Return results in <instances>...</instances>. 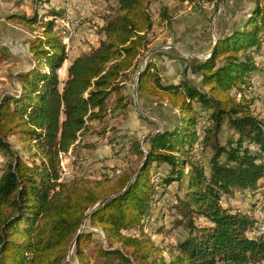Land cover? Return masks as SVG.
<instances>
[{"label":"trees","instance_id":"1","mask_svg":"<svg viewBox=\"0 0 264 264\" xmlns=\"http://www.w3.org/2000/svg\"><path fill=\"white\" fill-rule=\"evenodd\" d=\"M117 5L98 29L97 46L73 58L62 81L68 31L54 19L39 22L37 15L7 17L31 35L32 64L15 74L16 91L0 99V151L9 158L0 175V264H65L74 241L76 264L111 255L127 264H262L263 228L253 236L255 222L221 201L235 192L264 197V120L246 96L254 57L264 45V0H254L243 23L221 34L211 55L190 66L200 88L186 80L163 84L152 64L138 71L137 91L167 103L179 118L172 128L146 136L147 149L136 145L134 170L115 181L62 180L60 157L84 145L93 123L126 109L123 78L149 50L154 20L147 0ZM159 22H170L165 8ZM224 129L231 134L221 144ZM153 165L168 169L162 187L184 186L179 206L185 237L167 246L143 234L156 194ZM200 220L203 225L196 224ZM84 223L102 237L91 255L83 246L93 231L79 233ZM137 230L138 236L130 235Z\"/></svg>","mask_w":264,"mask_h":264},{"label":"rangeland","instance_id":"2","mask_svg":"<svg viewBox=\"0 0 264 264\" xmlns=\"http://www.w3.org/2000/svg\"><path fill=\"white\" fill-rule=\"evenodd\" d=\"M254 0H215L213 3H202L198 0L181 2L178 0H147V8L154 20L150 32L149 50L139 57L136 67L124 78L123 95L126 109L108 113L102 122H95L83 138V146L79 145L76 153L70 152L60 158L62 180L85 178L95 183L105 178L115 181L123 173H130L139 164L140 158L136 145L142 150L148 148L143 138L166 128H172L178 122L179 114L167 103L150 98L137 91V73L147 64L154 66L163 84L186 80L200 88V76L192 73L190 66L199 62L191 56H204L221 35L229 33L234 27L242 24L247 18ZM117 0H0V99L5 94H13L15 86L13 75L28 70L32 64L28 52V43L32 39L22 26L7 20L12 14L31 18L38 16L39 22L54 19L55 25L68 31L64 40L68 60L59 72L60 81L66 78L69 62L76 56L96 47L100 36L98 29L104 20L117 11ZM160 8L167 10L169 23L159 22ZM191 16L188 24H193L189 34L190 40L179 42L182 36L184 18ZM198 16V17H195ZM167 44H172L170 47ZM184 44V46H183ZM150 54V55H148ZM255 71L251 75L250 89L246 96L252 100V110L259 120H264V45L260 54L254 57ZM15 76V75H14ZM134 90L136 92H134ZM2 95V96H1ZM114 108L112 97L107 105ZM205 123L199 126L202 136ZM224 129L218 135L221 144L230 136ZM9 143L13 149L19 150L15 138ZM195 157L199 158L201 146H194ZM209 155V151L206 153ZM23 158H26L23 155ZM9 158L0 151V175ZM166 166L153 165L151 173L156 185V194L151 204V216L144 227L143 234L148 235L159 245L175 244L185 237V223L181 219L179 200L183 197L184 186L172 183L162 187L160 182L167 172ZM224 208L246 214L254 222L256 232L264 230V197L249 191L235 192L223 197ZM203 225V221H196ZM158 228L161 233L158 234ZM82 231L92 232L91 243L84 244L87 255H91L94 246L102 237L98 230H92L84 223ZM139 230L130 235L138 236ZM74 246L68 255V264H76ZM92 264H127L118 255L100 257ZM264 264V260L262 262Z\"/></svg>","mask_w":264,"mask_h":264},{"label":"crops","instance_id":"3","mask_svg":"<svg viewBox=\"0 0 264 264\" xmlns=\"http://www.w3.org/2000/svg\"><path fill=\"white\" fill-rule=\"evenodd\" d=\"M184 17H186V16H184ZM195 17H198V16H195ZM190 19H195V18H192L191 16H188V17H186V18L183 19L184 20V22H183V26L184 27L182 29V31H183L182 32V36H181L182 38H181V40H178L179 42H182L183 43V41H184V43H185L186 39L187 40H190L189 34L194 31V30H190L191 29L190 27H192V25H193V24H188V22L190 21ZM167 45L170 46V47H172V48L174 47V45H172V44H167ZM183 46H184V44H183ZM14 75H13V79L12 80H13V84H14L15 88L17 89V85H16L15 80H14ZM16 89H15V91H16Z\"/></svg>","mask_w":264,"mask_h":264},{"label":"water","instance_id":"4","mask_svg":"<svg viewBox=\"0 0 264 264\" xmlns=\"http://www.w3.org/2000/svg\"><path fill=\"white\" fill-rule=\"evenodd\" d=\"M224 1H225V0H223V3H224ZM214 45H215V41H214L213 45L211 46V48H210V50H209V52H208V55H209V56H210L211 53L213 52ZM148 55H150V54H148ZM137 81H138V77H137V79H136V82H137ZM134 92H136V91L134 90ZM143 140H144V138H143ZM87 217H88V216L85 217L84 222L86 221ZM83 225H84V224H83ZM83 225H82L81 228L79 229V233L82 232ZM74 244H75V241L72 243V245H71V247H70L69 255L71 254V252H72V250H73V246H74ZM65 264H68V260L66 261Z\"/></svg>","mask_w":264,"mask_h":264},{"label":"built area","instance_id":"5","mask_svg":"<svg viewBox=\"0 0 264 264\" xmlns=\"http://www.w3.org/2000/svg\"><path fill=\"white\" fill-rule=\"evenodd\" d=\"M191 57H194L196 59H201V60H204L205 58L209 57L208 53L205 54L204 56H191ZM237 98H239V96H237ZM62 157V156H61ZM60 157V158H61Z\"/></svg>","mask_w":264,"mask_h":264}]
</instances>
